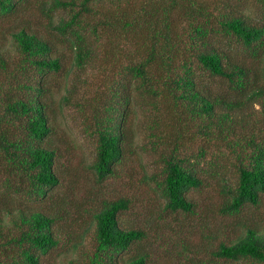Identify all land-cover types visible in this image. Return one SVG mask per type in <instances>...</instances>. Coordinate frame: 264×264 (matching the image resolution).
<instances>
[{"label":"trees","instance_id":"16d2710c","mask_svg":"<svg viewBox=\"0 0 264 264\" xmlns=\"http://www.w3.org/2000/svg\"><path fill=\"white\" fill-rule=\"evenodd\" d=\"M96 1L100 2L0 0V36L4 21L21 16L12 34L21 55L13 62L14 74L8 72L9 58L0 53V70L8 76L0 78V249L4 254L0 264H55L83 240L66 232L70 220L60 204L68 202L57 194L62 186L59 149L52 144L57 130L54 111L48 113L54 100L47 82L65 71L60 46H66L76 75L63 103L82 99L77 88L88 84L84 71L98 56L97 48L104 41L101 32L114 35L107 41L105 58L118 70L120 80L109 87L106 104L94 103L86 116L87 129L96 141L91 169L97 181L114 176L135 153L134 104L149 105L150 112L159 116L161 106L169 102L178 114L181 134L165 135L160 122L148 127L152 150L158 153L161 145L168 147L160 153L161 173L154 175L167 209L195 214L189 194L206 186L208 178L221 177L226 188L222 175L227 164L237 181L233 191L224 190L230 199L223 213L238 215L246 207L258 209L264 203V126L256 129L249 121L258 114L264 122V0H255L259 18L250 15L246 0L213 5L203 0H153L152 5L141 1L139 7L130 0H111L114 10L102 14V21H93ZM58 12L70 16L56 23ZM42 21L50 38L41 32ZM124 37L126 46L121 43ZM20 74L25 82L16 87V96L11 85ZM206 77L216 84L209 87ZM133 92L140 93L141 102L133 101ZM194 140L200 142L196 151L190 148ZM216 149L218 156L212 153ZM21 196L33 199L37 208L14 210V200ZM53 203L60 207L55 210ZM131 209L132 201L123 197L104 201L93 215L95 249L90 264H147V255L125 259L147 238L144 230L121 226L120 215ZM7 224L14 228L8 230L11 238L6 235ZM216 256L264 263V233L250 225L244 238L231 246L221 245Z\"/></svg>","mask_w":264,"mask_h":264},{"label":"rangeland","instance_id":"374dc122","mask_svg":"<svg viewBox=\"0 0 264 264\" xmlns=\"http://www.w3.org/2000/svg\"><path fill=\"white\" fill-rule=\"evenodd\" d=\"M121 1L126 2V0ZM130 1L135 7H139L142 4L141 1L148 5H152L153 2V0ZM203 1L213 5L221 0ZM246 1L248 7L251 8L250 15L259 18L258 8L254 5L256 4L255 0ZM116 2L118 3V1ZM121 4L123 5V3ZM163 5L167 7L169 2H163ZM93 7L97 13L96 16L90 17L93 21H102V14H109L114 10L111 0H100L99 3L96 1ZM69 16L65 12H58L54 22L58 23L60 18L66 19ZM177 17V14H173L174 19ZM181 17L179 18L182 19ZM16 19H21V16L9 18L2 23L3 32L0 36V53L2 57L9 58L11 65L8 72L13 74V62L16 59L21 60V55L18 53L12 37V34L17 30ZM40 28L44 33L43 36L50 38L48 36L50 30L46 29L44 21ZM100 35H103L104 41L99 44L100 48H97L98 56L84 71V77L88 84L79 85L77 88L78 95L82 99L70 105L63 103V98L70 92L76 75V71L73 69V56L69 54L70 51L66 46H60V52L64 53L67 70L65 69L59 75H52L47 82V89L51 91V97L54 100V104H51L52 110H49L48 113L54 111L51 115L54 117L57 130L52 144L59 149L57 169L62 186L59 187L57 194H60V197L68 202L65 205L60 204L61 209L63 208L70 220L66 232L69 234L71 231L74 233L73 236L79 235L78 237L82 236L81 239H83L78 249L63 253L55 264H90V258L95 249L94 232L96 227L93 215L102 209L104 201H114L123 197L132 201V209L120 215L121 226L125 229L144 230L147 236L125 255V259L136 255H147V264H264L251 259L231 261L216 256L221 245L231 246L244 238L247 227L250 225L256 227L260 233H264V203L258 209L246 207L238 215L223 213V208L230 199V195H227L225 191L230 188L233 191L237 181L236 172L226 163L227 159H220L228 166L225 175H222L223 179L227 181L226 188H223L224 182L220 180L221 177L215 181L200 171L202 176L208 178L206 181L208 184L189 194L191 201L196 205L195 214L173 212L167 209V201L160 195L154 175H160L162 167L160 153L168 147L165 144L161 145L158 148L159 152H154L150 144L148 127L154 125L155 122H160L165 135L175 137L181 134L182 127L177 121L178 114L172 110L169 102L161 106L162 113L158 116V114L150 112L149 105L141 102L140 93L133 92V101L141 102L140 107L134 104L133 108L136 116L133 127L137 131L134 142L135 153L124 161V165L117 167L114 176L107 178L102 183L97 181L94 171L91 169L96 158V141L90 136V130L87 129L86 120L88 119L86 116L91 115L90 110L94 103L106 104L105 97L109 93V87L114 84V81L120 80L118 70L114 69V65L105 58L107 41H112L114 35L109 34L107 37L104 32H101ZM127 39L124 37L121 40L124 46L128 44ZM120 48L123 50V47ZM114 54L117 55V52ZM5 76H7L6 73L0 70V78ZM14 77L13 85L6 83V86L10 84L12 93L17 96L16 87L25 82V75L20 74L18 77ZM213 80L212 77H206L205 83L212 87L216 84ZM20 95L24 96V93L19 92ZM27 95L25 94V96ZM46 100L50 102V95ZM249 121L255 122L253 126L256 129L264 126L262 116L258 114ZM186 128L190 129L191 126ZM157 132L161 133L162 131L159 129ZM187 138L188 136L184 137V139ZM182 142L184 145L188 144L187 140ZM199 146L200 142L194 140L190 148L196 151ZM219 146L222 147L221 144ZM217 152H219L218 149L212 153L218 156ZM14 205L16 208L14 210L20 208L32 211L37 208L34 200L25 196L17 197L14 200ZM60 205L53 203L55 210ZM14 216L17 219L18 211L14 212ZM7 221L11 223L10 218H7ZM6 226V235L11 238L12 234L8 230L11 228V231H14V228L11 224ZM87 229L88 231L84 233ZM62 233L64 234L63 231ZM64 240L66 241V237ZM0 254V258H4L1 249Z\"/></svg>","mask_w":264,"mask_h":264}]
</instances>
